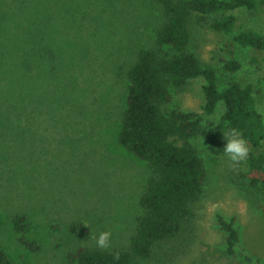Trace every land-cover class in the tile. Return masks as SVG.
<instances>
[{"label": "rangeland", "instance_id": "374dc122", "mask_svg": "<svg viewBox=\"0 0 264 264\" xmlns=\"http://www.w3.org/2000/svg\"><path fill=\"white\" fill-rule=\"evenodd\" d=\"M5 1L10 0H0V8ZM40 1L32 20L42 15L46 21L57 63L47 93L0 91V247L13 264H78L69 253L80 247H127L143 213L141 195L152 172L120 144L118 132L128 70L141 48L155 45L165 18L154 0ZM237 15L228 34L193 23L189 49L217 69L221 87L230 79L252 83L264 116V51L234 40L250 26L264 31V5ZM227 46L242 63L231 74L218 58ZM201 85L197 79L190 92L173 91V104L200 110ZM33 99L37 103L31 105ZM221 114L220 106L205 124L214 125ZM192 143L207 170L202 196L192 204L195 217L142 264H253L244 255L264 264L263 198L242 183L247 160L234 164L219 154L222 147L202 137ZM218 214L236 219L243 254L225 253ZM16 215L26 216L25 238L33 247L20 241ZM74 222L85 228L84 235L71 231ZM101 231L110 233L106 248L96 246Z\"/></svg>", "mask_w": 264, "mask_h": 264}, {"label": "trees", "instance_id": "16d2710c", "mask_svg": "<svg viewBox=\"0 0 264 264\" xmlns=\"http://www.w3.org/2000/svg\"><path fill=\"white\" fill-rule=\"evenodd\" d=\"M154 1L161 5L165 20L156 31L155 45L141 48L128 70L126 107L118 132L120 144L145 161L152 172L141 195L143 213L137 218L136 231L127 247H80L69 253L78 264H142L158 245L181 233L184 224L195 217L192 204L202 196L207 172L199 149L192 143L195 138L202 137L212 146L223 147V131L235 128L240 132L250 148L246 159L249 172L242 174V183L262 192L264 208V116L255 87L234 79L221 87L217 69L189 49L193 23L232 33L238 21L237 11L255 10L259 4L264 5V0ZM41 4L40 0H10L0 8L1 92L47 93L54 78L57 47L50 40L46 21L40 20L42 15L32 20V11ZM234 40L264 51L261 28H244L234 35ZM218 58L228 74L242 68L229 46L222 48ZM197 79L202 82L200 110H184L173 104V91L178 95L188 93ZM36 103L35 99L31 101V105ZM220 106V120L206 125V116ZM217 219L225 232V253L243 254L236 219L220 214ZM25 220V215H16L14 228L20 241L33 247L25 238L29 229ZM70 228L77 235L86 233L77 222ZM243 257L253 264H262L250 255ZM0 264H13L1 247Z\"/></svg>", "mask_w": 264, "mask_h": 264}, {"label": "clouds", "instance_id": "9594fccd", "mask_svg": "<svg viewBox=\"0 0 264 264\" xmlns=\"http://www.w3.org/2000/svg\"><path fill=\"white\" fill-rule=\"evenodd\" d=\"M223 139L225 142L219 154L226 155L234 164H239L248 158L249 145L237 129L232 128L223 131ZM109 236V232L101 231L96 236V246L106 248L109 243Z\"/></svg>", "mask_w": 264, "mask_h": 264}]
</instances>
